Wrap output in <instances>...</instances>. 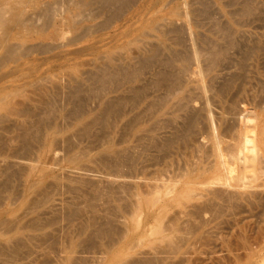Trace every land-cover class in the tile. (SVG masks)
<instances>
[{"label": "rangeland", "instance_id": "374dc122", "mask_svg": "<svg viewBox=\"0 0 264 264\" xmlns=\"http://www.w3.org/2000/svg\"><path fill=\"white\" fill-rule=\"evenodd\" d=\"M6 1L9 3L8 10L9 8L16 10L10 12L9 16L7 15L9 17L7 27L0 26L1 37L9 34L13 36L12 39L6 41L5 48L0 45V57H2L4 49L8 45L14 44L19 51L11 62L5 65L0 62L2 64L0 68V100L10 95L9 100L16 99L19 102L29 103L31 106L38 105L39 107H36L39 108L37 109V111L39 110V118L41 116L44 118H41L46 128L44 132H47L48 128L51 127L50 129L57 131V135L53 142L51 140L46 142V147L48 148L51 145V148L41 158H38L37 147L43 146L44 142L39 139L41 134H37L36 138H39L35 141L32 140L30 156L26 154L25 150L18 149L17 142H8V148L5 149L6 151L4 150L5 153L0 154V161L2 156H9L11 161L17 160V162L27 160L25 163L29 162L37 169L33 172L34 175L38 174L41 168L47 169V175L43 179L41 189L45 188L42 193L47 192L45 194L51 196V199L55 201L57 219L52 227H49L50 229L46 228L34 233L37 240L43 238L41 243H37L34 239L29 249L22 248L23 251H20L17 257L12 259L7 257L11 250H6L5 253L0 252L2 254H0V264H133L135 261L136 263L146 262V260L150 261L151 259L155 262L157 259L170 257L171 255L172 258L168 260L171 262L169 264H264V189L256 187L260 177L261 180H264V165L260 164L246 168L245 177L248 179H245L246 184L241 186L238 179L244 176V169L238 167V165L230 164L228 160L231 153L234 152L231 149L239 140L241 131L247 127L251 130L253 125L258 126L259 134L264 129V0H135L128 5L129 7H126L127 11L123 18L113 21L111 26L108 25L109 27L105 25L110 14L109 10H101L99 7L103 6L97 2L99 0H96L95 3L93 2L95 0H86V3L82 6L79 5L83 0H73L79 3L78 6L74 5L73 1L72 5H67V0L65 3L59 0H0V6L1 3ZM91 1L94 5H90L89 2ZM246 1L249 3L248 5H245L247 4ZM54 2L55 4L64 3V5H61L64 12L56 10L57 12L53 13L54 21L48 25L42 20L40 13L48 6L51 7ZM244 5L245 7L250 6L249 8L254 10L250 14L251 16L242 15L245 9ZM55 6L58 9V6ZM97 10L101 11L98 12ZM83 12L89 17L87 19L84 14L81 15V18L84 17L85 20L80 18V24L75 28L69 27L64 20L70 19L72 14H78L77 16L80 17ZM97 13L99 16H97ZM179 13L183 14L184 17L181 19L175 18ZM20 14L23 19H25V16L28 17L29 24L27 23L26 26L18 24ZM35 15L36 18H40L37 19V23L33 21L36 19ZM171 16H174L177 26L185 25V30H182V34H179L180 38L184 37V41H182V38L180 45L176 48L181 52V57L184 59L185 57L190 58L193 63L192 72L197 70L198 65L202 69L208 65L206 55H200L203 52L201 51L202 43L198 40V35L204 34L200 38L209 40L214 37V33L216 35L224 33L225 31H221L224 29H222V26L230 21L234 23V45L228 46L225 41H221V47L225 49V55L220 59L221 63L219 61L217 66H214L213 73H206L204 72L205 68L203 69L200 85L203 84L204 88L199 86V89L191 86L184 92L186 99L192 101H190V107L187 109L182 108V106L180 109L176 108L175 115L172 117V120L174 117L175 119L172 122L173 125H171L172 129L170 128V131L177 133L178 140L172 149L173 154L170 153L168 162L165 165H155L153 161L154 152L148 147L149 138H143L140 141L139 137L131 133H124L127 119L116 121L117 133L111 135L114 144L118 149L124 148L125 150L133 149L134 146V150L126 151V153L128 152L127 155L138 159L135 161L133 178H128L127 182H141L144 186L142 191L145 189L144 194L151 191L153 185L166 186L170 189L178 187V190L182 193L181 195H186V192L190 190L196 191V197L189 201H181L179 205H173L170 211L159 220L142 215L140 228L137 229L130 218H124L125 215L121 210L113 209L114 204H111L110 208L109 204H106L104 197L114 195L117 198L119 195H125L118 192L124 180L119 177L118 179L117 175L115 176L116 173L102 163L103 156L101 157V155L103 151L101 150L104 145L103 140L106 141L103 127L96 124L93 126L92 133L88 136L82 135L80 128L90 122L89 120L98 116L101 104L105 100L104 95L100 93L101 91H99L101 97H97L99 93L96 87L101 89L97 79L101 76L99 71L102 72L106 67L107 57L115 58L117 64L118 59H125L127 56H131L134 62L137 61L136 57H139V55L147 58L146 53L150 49L155 35L151 29L154 26L159 28L161 24L164 25L172 18ZM61 17H64L62 22L60 21ZM216 29L220 32L216 33ZM241 34L244 36L242 35L240 40ZM191 37L196 40L195 47H191ZM180 38L178 39L174 35L171 36L170 40L172 44L176 45ZM244 38L248 39L247 44L244 42L246 40ZM255 45L257 50L249 55V48ZM24 47L28 49L26 50ZM31 48L33 49L31 50ZM197 49L200 50L197 51ZM200 51L201 53H199ZM196 52L200 55L198 60L193 58L191 60L192 55ZM25 53H27L26 56ZM0 61L2 60L0 59ZM96 75L99 78L97 76L96 79ZM213 75H216L215 78ZM149 76L150 72L148 70L145 73L147 81ZM212 79L214 80L213 84L210 81ZM227 80L232 85L228 90L229 94L227 92L221 101L214 100L212 96L213 89L228 84ZM93 88L95 93L97 91V96H95L96 94L92 96L89 94ZM79 91L81 94H75ZM84 91L87 93H84ZM40 94L44 97V100ZM115 95L116 93L110 96ZM94 96L97 98L95 99ZM37 99H42L43 104L41 100L39 102ZM149 99V96L145 98L140 105V109L149 102ZM2 103L3 100L0 101V106ZM229 108L231 109L229 110ZM135 112H139V108L135 109L132 114ZM4 113V111H1V114ZM78 113H80L79 116ZM191 114L197 115L195 116V118H198V120L196 119L197 130L195 134L186 137L188 135L186 121ZM46 115L51 117L45 119ZM14 120L15 117H11L6 124L0 125L1 128L3 126L7 127L5 132L0 128L1 138L13 139L12 136L17 135L13 126ZM11 126L14 128H10ZM144 126L150 127L151 121L146 118ZM223 128L227 131H224ZM80 130L81 132H79ZM214 131L220 137L223 135L220 150L225 156L226 166L222 168L215 167L216 157L212 147ZM122 136L124 137L122 138ZM124 139L125 141H123ZM80 152L81 154L84 152L85 157ZM228 152H231L230 155ZM73 154L75 155L73 156ZM71 158H75L72 163L70 162ZM22 171L21 174H16L10 180L11 186L18 188L17 194L21 192L22 186L26 182L24 176L27 170L22 169ZM3 173V167H0L1 185L6 180V174ZM200 175L201 177L198 178ZM253 175L259 176V178L257 177L258 180ZM224 177H234L231 181V187H224L220 182L212 183L215 178L224 179ZM82 178L91 179L94 183L97 182L96 185L99 184L100 186L97 185L96 187L99 186V188H93L92 185H79L76 181L78 179L82 180ZM95 180L97 181L95 182ZM129 184L127 183L132 188ZM215 190H222L227 194H222L213 199L212 193ZM87 193H89V196L91 195V198L92 194L93 197L98 193L104 195L100 194L103 200H97L94 204L97 205L96 210L92 212L95 218L91 217L89 210L86 213V207L92 200L87 198L89 197ZM14 197L12 208L4 199V204V201H1L3 206L0 204L2 206L0 207V222L8 218L6 210L17 211L25 205L23 203L19 204L20 198L17 195ZM213 204L214 206H211ZM78 206L83 215L69 219L67 217L69 208L77 210ZM205 209H208V211ZM47 221L49 219L45 220V222ZM159 225L162 234L158 237L152 231ZM99 229L108 231L107 235L97 234ZM5 230L6 228L0 224V234L5 233V235L11 236L6 234L7 231ZM151 233L152 235H150ZM23 234L28 236V234L33 233L31 228H26L23 230ZM126 235V240L123 244H120L119 240ZM162 236H168L166 244L159 240ZM3 241L0 237V243ZM156 243L163 244L161 249H159L161 245H156ZM175 245H178V251L167 250V252H174V254L171 253L170 256L167 253L166 255H159L161 252H166L163 249L172 248Z\"/></svg>", "mask_w": 264, "mask_h": 264}, {"label": "bare ground", "instance_id": "6f19581e", "mask_svg": "<svg viewBox=\"0 0 264 264\" xmlns=\"http://www.w3.org/2000/svg\"><path fill=\"white\" fill-rule=\"evenodd\" d=\"M59 1L64 2V3L66 2V0L65 1L59 0ZM72 1L73 0H67V3H68L67 5H69V4L72 5ZM134 1L135 0H99V1H97L99 4L100 3L102 4L101 6H103V7H99L101 10L105 11V9H107V10H109V13H110L108 18H107V22L105 25L111 26V24H113V21H117V20L123 18V16L125 15V12L127 11L126 7ZM55 2H57V1H55ZM55 2H54V4H55ZM91 2H89L90 5H92V4L94 5L96 0L93 1L94 3L93 2L91 3ZM64 3L55 4L58 6V9L54 4L51 7L47 5L48 7L45 10L43 9V11H41V13H40L41 15L39 14L40 17L42 18V20H44L46 23H48V25H50V22H53L54 18H55L53 16V13H56L57 12L56 10H62L63 11V9H62L63 7L61 5H64ZM84 3H86V0H83L82 3H80V5L77 1L76 2L73 1V4L76 6H78V5L82 6ZM47 4H49V3H47ZM59 4L61 7L59 6ZM88 4H85V5H88ZM248 4L249 3L247 2V4H245V5H248ZM8 5H9V3H8V1H6L4 3H1V6H0V26L1 27H5V26L7 27L8 23H9V20H8L9 17L8 16H9L10 12H12V11L15 12V10H16L13 8H9V10H8L7 9ZM245 5L243 7H245ZM249 7H245V9L243 11L244 13L241 11L242 15L245 14V16H248L252 13V11H254V10H251ZM59 8H61V9H59ZM65 9L66 8L64 6V10ZM100 11H98V12H100ZM60 13H62V12L60 11ZM83 14L88 19L89 16H87V14H85L83 12L80 14V17L77 16L78 14L77 15L72 14L70 19H64V17H61L60 21L62 22V20L64 19L68 23L69 27L75 28V27H77V25L80 24L81 19L84 18V17L81 18V15H83ZM37 16H38V13H37ZM97 16H99L98 13H97ZM21 17H22V15L20 14V20L18 19L19 20L18 24L20 26H26L27 23L29 24L28 17L25 16L24 17L25 19H23ZM171 17L172 18H170L167 21V23H165L164 25L161 24V26L159 28L154 26V28L151 29L155 33V35H154V41L151 43L150 49L146 53L147 58H144V57H142V55H139V57H136L137 61L134 62L133 58H131V56H127V57H125V59L124 58L118 59V64H117V61L115 60V58L107 57L106 63H105L106 67L104 66L105 69H103L102 72L99 71L101 73L100 78L98 75H96V79H97V76L99 78V79H97L98 81L97 80L96 81L98 82L101 89H99L98 87H96V88L98 90V93H99V91H101L100 93H102L104 95L105 100L101 104L100 112H99L98 116H95L93 119L91 118L92 120H89L90 122H88V123L85 122L86 124L82 125L83 127L81 126V128H80L82 130V135L84 134V135L88 136L89 134L92 133L93 126H95L96 124H100L103 127L102 129H104L103 133L105 134L104 137H105L106 141L104 142V140H103L104 145H103L102 150H101V151H103V154L101 155V157L103 156L102 163L105 167H107L109 169L111 168L116 173L115 176L117 175V178L119 177V178L124 180V181H122L123 183L120 185L118 192L125 195V196L119 195L120 197L118 196L117 198L114 195H110V196L104 197V198L106 200V204H109V208H110L111 204H114L113 209H116L118 211L121 210V212H123V214L125 215L124 218H130L134 227L137 229L140 228V218L142 215H145V217H147V218L154 217L156 220H159V219L163 218L170 211V209L173 205H179L181 201H184V200L189 201L190 199L196 197V195H195L196 191L190 190L189 192H186V195H181L182 193L178 190V187L170 189L166 186L165 187L164 186L158 187V186L152 184L153 186H151L152 187L151 191H149L148 193L145 192V194H144L143 191H145V189L142 191L144 186L141 184V182L140 183L139 182H127L126 180H128V178H133L132 174L135 171V168H134L135 167V161L138 159L133 158L134 157L133 155H132L133 157H131V155L130 156L127 155V154H129L128 152L126 153V151L134 150V148H135L134 146H133V149L129 148V149L125 150L124 148L118 149L116 144H114L111 135H114L117 133L116 121L119 119L120 120L127 119V121H125L126 125L124 126V133H126V134L131 133V134L139 137L138 139L140 141H141V139L143 140V138L144 139L149 138L150 140H148L149 141L148 147H150L154 152L153 161H154L155 165H158V166L165 165V163L168 162L167 161L168 157H169L170 153H172V149L174 148V145L178 140V137H176L177 133L170 131V128L172 127L171 125H173L172 122L175 119V117H174V119L172 120V117L175 115L176 108L180 109L182 106V108L184 107L185 109H187L190 107V101H192V100L186 99L187 97L184 95V92H186L187 91L186 89L190 88L191 86H194V87L199 88V89H200V87L204 88L203 84L200 85L201 74L203 73L204 70H205L204 72H206V73H209V74L213 73V71H214L213 69L217 66V63L220 61V59L225 55L224 54L225 49L223 47H221V41H225V43H227L228 46L234 45V35H233V33H235V32H233V29H234L233 24L234 23H232L230 21H228L224 26H222V29L223 28L224 29L221 31L222 32L225 31L224 33L221 34V33H219L220 31H217V29H216V33H219V35H216L213 32L214 37L210 38L209 40L200 38L201 35H204V34L198 35L199 36L198 40L202 43L201 51L203 52V53H201V51H200L199 53H201L200 55L203 54V56L206 55V61H207L208 65L205 67L203 65V67L205 68V69L203 68L204 70L198 65L197 70H194L192 72L191 68H192L193 63L190 61V58L187 59V57H185V59H184L183 57H181V55H180L181 52H179L178 49L176 48V46L180 45V41L182 38H183L182 41H184V37L182 36L180 38L179 34H182L181 33L182 30H185V25L177 26V24L174 20V16H171ZM183 17H184V15L179 13L175 18L181 19ZM35 18H36V15H35ZM37 19L38 18H36L34 20L31 19V20H33L34 23H35V21L37 23L40 18L38 20ZM84 20H85V18H84ZM233 21L235 22V20H233ZM41 23H42V21H41ZM211 23H213V22H211ZM35 25H37V24H35ZM60 25H61V23H60ZM102 27H103V25H102ZM100 28H101V26H100ZM213 28H215V26H213ZM231 30H232V32H231ZM83 32H84V30H83ZM174 35L177 36L178 39L180 38V40H178L176 45L172 44V41L170 40L171 36H174ZM242 35L243 34H241L240 40L242 38ZM191 36H192V34H191ZM0 37H1V35H0ZM12 37L13 36L10 34L7 36H2L0 38L1 47L5 48L6 41H9L10 39H12ZM238 38H239V35H238ZM246 38H244V40ZM251 38H252V36H251ZM2 41H4V43H2ZM187 41H188V39H187ZM190 41H191V47H195L197 44L196 40L192 39V37H191ZM247 41H248V39H246L244 42L247 44ZM173 43H175V42H173ZM185 43H186V41H185ZM246 44H245V46H246ZM24 48H26V47H24ZM27 49L28 48H26V50ZM32 49L33 48H31V50ZM198 50H200V49H197V51ZM256 50H257L256 45L254 47H250L248 54L250 55V54L254 53ZM18 51L19 50L16 48V46L14 44L8 45L6 47V49H4V54L2 55V57H0V59L3 62L2 61H0V62L4 63V65L8 62H11V60H13L15 58ZM130 52H131V50H130ZM191 52H193V51H191ZM199 53L196 52L194 55H192V53H191V55H192L191 60H192V58L198 60V57L200 56ZM26 55H27V53H25V56ZM220 63H221V61H220ZM1 67H2V64H0V68ZM148 70L150 72V76H149V79L147 81V79L145 78V73ZM95 74H94V76H95ZM215 76H214V78H215ZM210 81H212V84L214 83L213 79ZM229 81H230V79H229ZM227 83L228 84H225L224 86L217 87V88L213 89V95L212 96H213L214 100H217V101L222 100L224 95L228 92V90L232 86L229 84L230 82H228V80H227ZM78 84H80V83H78ZM212 84H211V87H212ZM78 88H80V87H78ZM44 89H43V91H44ZM93 90H94V88L92 89V91L89 92V94L91 96L95 95L97 93V91L95 93ZM208 90H210V89L208 88ZM210 91H212V90H210ZM14 93H16V92L14 91ZM77 93H80V91L76 92L75 94H77ZM84 93H87V92L84 91ZM84 93H82V94H84ZM100 93L98 96H97V94L95 96L99 97L101 95ZM115 93H116L115 96H110L111 94H115ZM228 94H229V92H228ZM40 96L43 97L41 94H40ZM95 96H94V98L96 99L97 97H95ZM148 96L150 97L149 102L143 108L140 109V105L145 100V98H148ZM8 97L5 96L4 99L1 98V100H0V101L3 100V103L0 106V125L3 123L6 124L11 117H15V120L13 121V126L15 127L17 135H15L14 137L12 136L13 139H11V138L10 139L9 138L4 139V138L0 137V154L2 152L5 153L4 150L6 148H8V146H7V144H9L8 142H10V143L17 142L18 143V149L20 148V150H25L26 154L28 156H30V153L32 151V140H34V141H35V139L38 140L39 137L36 138V136H37V134L38 135L41 134L40 135L41 138H39V139L43 140L44 145L37 147L38 158H41L42 156L46 155L47 151L49 152V149L51 148V145H49L48 148L46 147V142L48 140H51V142H53L54 138L57 135V131L50 129L51 127L50 128L47 127L48 131L44 132V129H46L44 121H42V119H44V118H42V116H41L42 119L39 118V113H38L39 110L37 111V109H39V108H37V107H39L38 105H36L37 107L31 106V104H29V103L19 102L16 99L9 100ZM41 97H39V98H41ZM37 100H39V102L42 101V104H43L44 97H43V100L42 99H37ZM82 101H84V100H82ZM45 102H46V100H45ZM194 102H195V100H194ZM192 104H193V102H192ZM138 108H139V112H135L134 114H132V112ZM202 108H203V106H202ZM79 109H81V108H79ZM230 109L231 108H229V110ZM1 111H4L5 113L1 114ZM205 111H207V109H205ZM79 114L80 113H78V116H79ZM129 114H131V115H129ZM235 115H236V113H235ZM46 116L47 117L45 119H47L48 117H51L50 115H46ZM128 116H130V118H128ZM195 116H197V115H195ZM195 116L193 114H191L186 121L187 122L186 123V127H187L186 129L188 132V135H186V137L192 135L193 133L194 134L196 133V130H197L196 119L198 120V118L197 117L195 118ZM203 117H204V115H203ZM146 118L151 121L150 127L144 126L145 122H146ZM233 119H235V118H233ZM56 121H57V119H56ZM231 123H230V125H231ZM7 126L9 127V125H7ZM13 126H11L10 128H12ZM6 128H5V126H3V128H1V130L5 132ZM228 129H229V127H228ZM246 129L239 133V140L234 145L232 144L233 148L231 146V148H232L231 151L233 150L234 152L233 151H232L233 153L230 152L231 156H229L230 158L228 159L230 164L238 165V167L244 169V172H243L244 176L239 177V179H238L241 186L245 185L246 184L245 179H248L245 177L246 176L245 175V172H246L245 169L246 168H249L251 166L255 167L256 165H260V164L264 165V129L261 130L260 134L258 131V126H256V125H253L251 127V130H249L250 128H248V127ZM81 130L79 132H81ZM224 131H227V130L224 129ZM223 134H225V133H223ZM123 137L124 136H122V138ZM180 137H179V139H180ZM221 137H223V135ZM221 137L218 134H216L214 131L213 136H212V147H213V150L215 151V157H216L215 167L216 168H222V167L226 166L225 156H224L223 152L220 150V146L223 143V141H222L223 139ZM125 139L123 141H125ZM185 142H186V140H185ZM33 148H34V146H33ZM137 150H139V149H137ZM65 151H66V149H65ZM43 152L45 154H42ZM84 152H82V154L80 152V154L84 156L85 155V154H83ZM230 153H229V155H230ZM137 154H139V153H137ZM74 155L75 154H73V156ZM145 155H144V157H145ZM139 156H140V154H139ZM139 156H136V157H139ZM227 156H228V154H227ZM73 159H75V158H73ZM73 159L72 158L70 159L71 163H72ZM25 162H23V161L21 162V160H20V162H17V160L11 161L9 156H5V157L2 156V160L0 161V167H3L4 173L6 174V180L5 181L3 180L4 183L2 185L0 184L1 185L0 186V202L4 199L7 203H9V207L12 208V206H13L12 205L13 204L12 199L15 198L14 196L17 195L20 198L19 204L20 203L25 204L21 209H18L17 211L12 212V211L6 210L5 212H6V214H7L6 216L8 218H5L4 220H2L0 222V224L6 228V230H5V231H7L6 234L11 235V236H8V235H5V233L0 234L1 239L4 240L3 242H1L2 244L0 243V252L2 253V251H3V253H5L6 250H11L10 254L7 256L11 259L17 257L19 255L20 251H23V250H21L22 248L23 249H26V248L29 249L31 242L34 239L37 241V243H41L43 241V238L41 240H39V239L37 240V236L34 233L39 231V230L49 228L50 226L52 227L54 221L57 219V216H56L57 215V208H56L55 203H54L55 201L51 199V196L49 197V195L45 194L47 192H45L44 194L42 193L43 189L45 190V188L41 189L43 179L47 175V169L41 168V169H39L38 174L34 175L33 172L37 170L35 168V166L33 167L31 163H29V162L25 163ZM22 169L27 170V173L24 176L26 182L22 186L21 192H18V194H19L18 195L16 192L18 188L11 186L10 180H11V178H13V176H16V174L17 175L21 174L23 172ZM6 171H7V173H9L8 175H7ZM164 172H167V171H164ZM200 177H201V175L198 176V178H200ZM254 177H256V176H254ZM257 177L259 178V176H257ZM83 178H82V180L78 179L79 181L77 180L76 182H78V184L81 186L92 185L93 188L94 187L99 188V186H100L99 184H97L99 186L96 187L97 186L96 185L97 180H95L96 183H94L91 181V179L87 180L88 178L87 179H83ZM258 178H257V180H258ZM233 179H234V177H224V179L215 178V180L212 183H216V182L219 183L220 182V184L222 186L228 188V187H231V185H232L231 181ZM257 180H255V181H257ZM174 182H175V180H174ZM19 183H20V181H19ZM127 183H130L129 185H131L132 188L134 187V189H132L130 186H128ZM92 187H91V189H92ZM170 187H172V186H170ZM256 187L264 189V180H261V177H260V180H258ZM39 189H41V190H39ZM99 192H100V190H99ZM173 193H174V195H172ZM210 193H212V192H210ZM225 193L226 192L222 191V190H215L214 193H212L213 199L216 197H219ZM257 193H258V190H257ZM82 194H83V192H82ZM87 194L89 196V193H87ZM100 194L99 193L95 194L94 197L92 194V198H91V195L89 197H87L88 199H90V198L92 199L89 202L88 206L86 207L87 208L86 213L90 211L91 217H94L92 215V212H94L96 210L95 208L97 207V205L96 206L94 205L95 202H97V200H103L102 196H104V195L101 194L102 195L101 196ZM252 194H254V193H252ZM230 197H231V194H230ZM230 200H231V198H230ZM5 201L3 202V204L5 203ZM88 201H87V203H88ZM100 203H101V201H100ZM0 204H2V202ZM3 204H2V206H3ZM214 204L211 206H214ZM2 206L0 205V207H2ZM76 209L78 211L72 209L71 207L69 208L68 216H67V217H69V219L83 215L82 211H80L81 209L79 208V206ZM218 209H220V208H218ZM198 210L200 211L199 208H198ZM199 211H198V215L200 214ZM206 211H208V209ZM203 212H202V214H203ZM212 214H213V212H212ZM84 216H85V214H84ZM47 219H49V221L45 222V220H47ZM173 221H175V220H173ZM105 224L107 225V223H105ZM26 228H29V229L31 228V231L33 234H28V236H26L27 234L26 235L23 234V230ZM160 230H161V226L159 225V226L155 227L152 232L154 235H157L159 237L160 234H162V232ZM5 231H3V232H5ZM99 231H100V233H99ZM99 231L97 230V232H98L97 234H99V235L100 234L101 235H103V234L107 235V232H108L105 230L101 231V229H99ZM150 235H152V233ZM167 237L162 236L161 238H159V240L164 242V244H166L165 242H167V240H166ZM126 238H127V235L122 237V239L120 238L121 240H119V243L123 244V242L126 240ZM180 240H181V238H180ZM141 242H143V240H141ZM33 244H34V242H33ZM157 244H159V243H156V245ZM181 244H182V242H181ZM36 245H38V244H36ZM162 245L163 244H161V243L159 244V246H160L159 249H161ZM153 249H155V248H153ZM164 250H166V252ZM167 250L168 251L169 250L170 251H176V250L178 251V245H175L174 247L172 246V248L170 247L168 249H163L164 252H161L159 255H162V254L166 255V253L168 255L169 254L171 255V253L174 254V252L170 253V252H167ZM28 252H29V250H28ZM2 258H3V256H2ZM170 258H172V255L170 257L167 256V257H164L162 259H157V261H155V262H153V259H151L150 261L146 260V262H137L136 263V261H135V263L136 264H159V263L160 264H169V263H171L168 261ZM5 259L7 260V258H5ZM6 260H4V261H6ZM135 263H133V264H135Z\"/></svg>", "mask_w": 264, "mask_h": 264}]
</instances>
